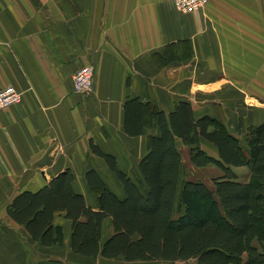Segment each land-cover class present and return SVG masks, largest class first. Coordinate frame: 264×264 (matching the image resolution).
<instances>
[{
    "label": "crops",
    "instance_id": "0c3cea01",
    "mask_svg": "<svg viewBox=\"0 0 264 264\" xmlns=\"http://www.w3.org/2000/svg\"><path fill=\"white\" fill-rule=\"evenodd\" d=\"M86 65L95 68L92 92L76 94L71 77ZM6 86L21 100L0 109V264H52L61 246L32 240L6 207L66 170L92 210L98 196L89 171L123 199L117 174L93 147L145 187L138 165L159 130L127 134V102L165 115L187 102L194 119L218 120L242 143L264 123V0H208L190 14L173 0H0V89ZM177 148L188 157V148ZM53 225L68 245L71 221L57 213ZM109 227L104 219L101 240Z\"/></svg>",
    "mask_w": 264,
    "mask_h": 264
},
{
    "label": "trees",
    "instance_id": "16d2710c",
    "mask_svg": "<svg viewBox=\"0 0 264 264\" xmlns=\"http://www.w3.org/2000/svg\"><path fill=\"white\" fill-rule=\"evenodd\" d=\"M154 125L158 136L148 139V152L139 161L142 190L118 171L113 158L93 147L117 174L125 197L107 190L95 172L86 182L98 196V209L86 206L72 190L69 170L37 192H22L6 207L8 217L23 226L43 246H62L61 227H54L57 213L71 221L72 253L95 259L164 264H264V123L251 127L242 143L218 120L194 119L190 104L180 102L165 115L155 106L132 100L125 104V131L141 134ZM202 141L211 144L216 157ZM188 148L195 167L215 165L220 177L214 190L199 180L183 181L177 198L181 153ZM249 166L246 181H238L233 168ZM177 202V205H176ZM177 206V207H176ZM112 220L113 231L101 243L102 222Z\"/></svg>",
    "mask_w": 264,
    "mask_h": 264
},
{
    "label": "rangeland",
    "instance_id": "374dc122",
    "mask_svg": "<svg viewBox=\"0 0 264 264\" xmlns=\"http://www.w3.org/2000/svg\"><path fill=\"white\" fill-rule=\"evenodd\" d=\"M202 146L205 150H207V152L210 155H213L214 157H216L215 156V154H216L215 148L211 144L207 143L206 141H202ZM180 152L182 155L181 158L184 162L182 161V167H181V171H180V181H179V187H178V193H177L176 200L179 197L181 185H182L183 181L186 179L202 181L210 189L214 190V187L212 184V179L216 178V177H220L222 175V172L213 164H208L205 167H195L188 161L187 151L183 150V148H182V151H180ZM232 170H233L234 174L236 175L238 181H246L248 179L249 172H250L249 166H244V167H241L240 169L233 168ZM139 187L142 190H143V188H145L143 186H139ZM176 205H177V202H176ZM71 230H72V227H71ZM112 231H113L112 227L107 228V230L104 231L105 233L103 235V239H105L108 234L110 235L112 233ZM105 240H101V243H103ZM69 247H70V239H69L68 245L64 244L63 246H61L58 249V251L61 253L58 255V256H60V258L59 259H52V264H164L163 262H148V263L132 262V263H128V262H125L121 258L113 259V260H108V259H104L101 257H98L95 259L85 258V257H81V256H78V255L72 253V251ZM55 257H57V256H55ZM57 260H61V261H57Z\"/></svg>",
    "mask_w": 264,
    "mask_h": 264
},
{
    "label": "built area",
    "instance_id": "2783aa9c",
    "mask_svg": "<svg viewBox=\"0 0 264 264\" xmlns=\"http://www.w3.org/2000/svg\"><path fill=\"white\" fill-rule=\"evenodd\" d=\"M208 0H173L175 9L183 14L197 12L204 8ZM95 68L86 65L78 69L71 77L72 88L76 94H89L92 92ZM21 100V94L14 87L6 86L0 89V109L16 105Z\"/></svg>",
    "mask_w": 264,
    "mask_h": 264
}]
</instances>
